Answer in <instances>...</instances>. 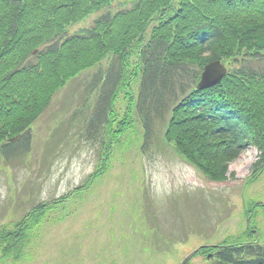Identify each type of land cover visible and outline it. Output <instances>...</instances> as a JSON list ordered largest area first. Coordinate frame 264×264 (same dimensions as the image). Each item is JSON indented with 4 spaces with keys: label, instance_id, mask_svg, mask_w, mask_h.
<instances>
[{
    "label": "trees",
    "instance_id": "trees-1",
    "mask_svg": "<svg viewBox=\"0 0 264 264\" xmlns=\"http://www.w3.org/2000/svg\"><path fill=\"white\" fill-rule=\"evenodd\" d=\"M109 56L106 92L125 75L142 77V101L156 116L168 112L167 142L207 181L226 182L249 145L260 152L251 180L263 174L264 0H0L1 168L32 151L33 126L56 95ZM215 61L228 75L197 90ZM65 199L33 207L0 235V244L15 238L0 247L22 242L19 233L25 238ZM231 243L205 253L218 252L223 264H264L259 246Z\"/></svg>",
    "mask_w": 264,
    "mask_h": 264
},
{
    "label": "rangeland",
    "instance_id": "rangeland-1",
    "mask_svg": "<svg viewBox=\"0 0 264 264\" xmlns=\"http://www.w3.org/2000/svg\"><path fill=\"white\" fill-rule=\"evenodd\" d=\"M111 63L109 56L60 91L33 126L32 151L10 168L0 167L3 230L37 204L68 196L101 172L86 192L30 229L24 254L4 264H181L200 246L248 239L245 213L256 205L262 207L253 225L264 247V174L246 184L258 149L247 147L230 165L225 183L208 182L167 142L168 112L156 116L150 101H142V77L125 75L106 92ZM162 237L173 244L159 250L167 255L157 256L149 240L157 245ZM191 264L217 263L197 256Z\"/></svg>",
    "mask_w": 264,
    "mask_h": 264
},
{
    "label": "water",
    "instance_id": "water-1",
    "mask_svg": "<svg viewBox=\"0 0 264 264\" xmlns=\"http://www.w3.org/2000/svg\"><path fill=\"white\" fill-rule=\"evenodd\" d=\"M227 69L226 67L220 62L216 61L210 65H208L204 73L202 75V81L199 84L200 89H206L213 87L217 85L219 82L222 81V79L226 76ZM15 141V140H13ZM197 252H194L192 255H190L183 264H187V262L196 254Z\"/></svg>",
    "mask_w": 264,
    "mask_h": 264
},
{
    "label": "flooded vegetation",
    "instance_id": "flooded-vegetation-1",
    "mask_svg": "<svg viewBox=\"0 0 264 264\" xmlns=\"http://www.w3.org/2000/svg\"><path fill=\"white\" fill-rule=\"evenodd\" d=\"M8 257V251L0 249V264H4V259Z\"/></svg>",
    "mask_w": 264,
    "mask_h": 264
}]
</instances>
